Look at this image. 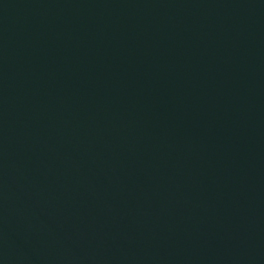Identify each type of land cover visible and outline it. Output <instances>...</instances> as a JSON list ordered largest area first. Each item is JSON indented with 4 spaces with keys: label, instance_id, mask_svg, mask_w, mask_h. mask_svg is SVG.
<instances>
[{
    "label": "water",
    "instance_id": "1",
    "mask_svg": "<svg viewBox=\"0 0 264 264\" xmlns=\"http://www.w3.org/2000/svg\"><path fill=\"white\" fill-rule=\"evenodd\" d=\"M0 264H264V0H0Z\"/></svg>",
    "mask_w": 264,
    "mask_h": 264
}]
</instances>
